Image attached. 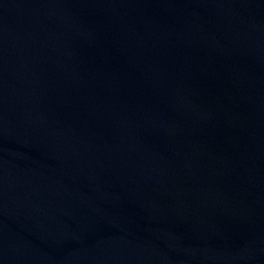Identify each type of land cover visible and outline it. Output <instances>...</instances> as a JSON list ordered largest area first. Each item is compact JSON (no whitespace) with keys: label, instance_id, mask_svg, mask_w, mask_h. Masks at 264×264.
Instances as JSON below:
<instances>
[{"label":"water","instance_id":"95a60500","mask_svg":"<svg viewBox=\"0 0 264 264\" xmlns=\"http://www.w3.org/2000/svg\"><path fill=\"white\" fill-rule=\"evenodd\" d=\"M0 264H264V0H0Z\"/></svg>","mask_w":264,"mask_h":264}]
</instances>
